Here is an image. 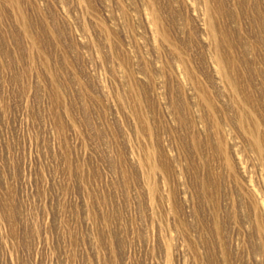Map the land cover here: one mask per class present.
I'll list each match as a JSON object with an SVG mask.
<instances>
[{
	"label": "rangeland",
	"instance_id": "374dc122",
	"mask_svg": "<svg viewBox=\"0 0 264 264\" xmlns=\"http://www.w3.org/2000/svg\"><path fill=\"white\" fill-rule=\"evenodd\" d=\"M0 264H264V0H0Z\"/></svg>",
	"mask_w": 264,
	"mask_h": 264
}]
</instances>
